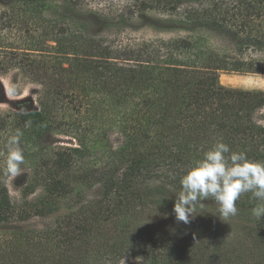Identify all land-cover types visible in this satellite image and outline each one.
Returning a JSON list of instances; mask_svg holds the SVG:
<instances>
[{"label":"trees","instance_id":"1","mask_svg":"<svg viewBox=\"0 0 264 264\" xmlns=\"http://www.w3.org/2000/svg\"><path fill=\"white\" fill-rule=\"evenodd\" d=\"M8 1L0 13V66H10L0 73L19 70L40 87L36 109L12 113L23 152L39 151L54 134L77 143L69 151L89 152L88 125L100 130L101 143L111 128L122 142L96 169H75L65 149L31 160L26 187L42 193L18 209L0 180V264L133 258L137 264H264V217L253 216L260 202L251 193L240 196L237 214L226 221L198 215L185 224L173 212L181 177L215 142L264 161V91L226 88L218 77L219 71L264 75V0H131V19L215 34L230 51L218 54L204 50L197 37H181L162 41L159 49L135 44V56L122 65L87 29L98 22L111 27L114 18L84 10L83 0ZM84 189H95L94 197L73 203L71 195L80 198ZM63 202L72 207L64 216L42 228L22 226L57 215ZM202 203L194 213L205 207L218 213L211 198ZM232 219L253 227L249 240L231 236Z\"/></svg>","mask_w":264,"mask_h":264},{"label":"rangeland","instance_id":"2","mask_svg":"<svg viewBox=\"0 0 264 264\" xmlns=\"http://www.w3.org/2000/svg\"><path fill=\"white\" fill-rule=\"evenodd\" d=\"M83 2L86 5L83 7L84 10L91 9L93 12L106 14L109 18H114V21L111 22L113 23L111 27H108L106 22H98L89 23L87 25V29L91 35L95 36L96 38L103 39L105 44L112 48V54L115 58V61L121 65L128 63L125 61V59H127L129 56H135V53L132 52L135 44L136 46L153 44L155 49H159L160 46H162L160 44L162 41L175 40L181 37H190L191 41L196 39V37L199 38L202 46L207 48L204 50H211L218 54L229 53L230 51V46L227 40L215 34H206L203 32L189 34L178 30H163L155 28V26L143 19H131V16L128 15L130 14L128 11L132 5L131 0H83ZM8 4V0H0V13L8 6ZM121 10L125 11L123 12L125 21H122V23L119 25L117 16L121 15ZM150 15L156 19L161 18L158 14L152 13ZM108 23L110 22L108 21ZM1 26L2 24H0V28ZM6 66L8 68L10 65H1L0 70H3V68ZM218 77L220 85L226 88H236L247 91H264V86L260 83V79H263L264 75L239 74L219 71ZM0 90L2 96V99L0 98V180H2V182L5 184L7 192L10 196V201L16 209L22 206L24 202L36 201V199L40 197L42 193L40 187H35L32 191L26 187L27 184L31 183V160H36L38 157L45 158L49 155L51 150L54 151L58 149H65V152L72 156L76 165L75 169L81 166H87L88 168L91 166L93 169H96L99 165L104 167L103 164L105 162L109 163L112 158L111 156H113V151H116L117 147L121 145L122 137L117 132L116 128L108 129L106 138L104 137L105 140L101 143L102 140L98 133L100 130H97V128L91 130L92 126L88 125L87 131L85 133V140H89L90 150L89 152L80 151V153L69 151L78 148L77 143L72 138L66 137L64 135L54 134L50 139L48 138L47 141H45L47 143L40 145L41 148L39 151L30 149V151L24 153L25 162L23 165H21L22 173L13 178L6 172L5 165V143L8 136L13 134L11 126L13 124L14 116L12 113L26 107L36 109V100L39 96L38 94L40 87L35 83H31L29 79L25 78L21 71L10 69L5 74L0 73ZM101 125L104 128V126L107 127L108 124L103 123ZM26 191L30 193H26ZM95 191V189H84L80 198H76L74 194H72L71 200L74 201L73 203H86L94 197ZM69 206L71 205H68L67 207L63 202L57 215L51 218H32L29 222L21 224L26 228H42L44 225L52 223L54 218L57 219V217H62L68 211H71L72 207L70 208ZM197 213H194L193 215ZM154 214H156V211L149 213L148 217L150 221L152 220L151 216ZM198 215H201L205 218H212L217 216L218 213H215L212 209L205 207L202 213L200 212L195 216ZM12 225L13 224L9 225V228ZM228 227L229 230H231V236L234 238L245 237V240H249L250 233L254 232L253 227L250 224H244L241 221L233 219L229 220ZM137 263V259L135 258L125 259L124 261L119 262V264Z\"/></svg>","mask_w":264,"mask_h":264},{"label":"clouds","instance_id":"3","mask_svg":"<svg viewBox=\"0 0 264 264\" xmlns=\"http://www.w3.org/2000/svg\"><path fill=\"white\" fill-rule=\"evenodd\" d=\"M22 135L16 130L5 143L6 172L13 178L22 173L21 165L25 162ZM180 185L173 207L177 221L189 223L197 205L203 206L202 201L210 198L226 221L237 214L236 202L245 193H251L260 202L252 208L253 216L257 220L264 217V161H253L244 152H233L222 141L215 142L201 159L193 162L181 177Z\"/></svg>","mask_w":264,"mask_h":264},{"label":"bare ground","instance_id":"4","mask_svg":"<svg viewBox=\"0 0 264 264\" xmlns=\"http://www.w3.org/2000/svg\"><path fill=\"white\" fill-rule=\"evenodd\" d=\"M260 83H261V85L264 86V78L263 79H260Z\"/></svg>","mask_w":264,"mask_h":264}]
</instances>
